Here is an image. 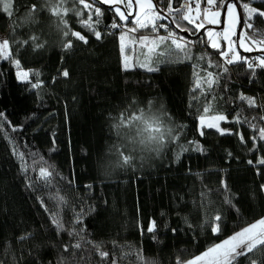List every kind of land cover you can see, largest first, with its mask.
<instances>
[{
    "label": "trees",
    "instance_id": "obj_1",
    "mask_svg": "<svg viewBox=\"0 0 264 264\" xmlns=\"http://www.w3.org/2000/svg\"><path fill=\"white\" fill-rule=\"evenodd\" d=\"M153 2L167 16L157 24L187 43L177 51L167 40L144 62L158 68L153 72L125 70L113 7L95 0H86L90 9L79 0H12V16L0 7V41H9L8 58L0 55V264H186L264 218V164L257 163L264 158L258 131L264 128V67L256 61L264 51L225 64L224 48H210L205 31L179 19L187 0H173L181 12L170 15L168 0ZM200 3L204 8L205 0ZM241 3L264 10V0H240V33ZM57 5L59 16L50 11ZM253 29L247 39L264 46V18L255 16ZM22 71L29 73L25 82L18 79ZM242 96L254 98L255 106ZM141 110L173 129L163 145L118 127L122 114L127 119ZM215 115L226 117L225 134L203 128L201 135L200 117ZM121 152L133 157L130 164ZM41 167L52 172L47 180ZM216 215L218 234L211 230Z\"/></svg>",
    "mask_w": 264,
    "mask_h": 264
},
{
    "label": "snow or ice",
    "instance_id": "obj_2",
    "mask_svg": "<svg viewBox=\"0 0 264 264\" xmlns=\"http://www.w3.org/2000/svg\"><path fill=\"white\" fill-rule=\"evenodd\" d=\"M95 2L103 3V4H110L114 5L117 3L120 4H126V8L132 9L134 4L138 5L141 10L143 11L144 17L149 19L151 22V27L154 31H159V28H166L167 25L165 24H159L157 26L156 22L157 20L161 19H167V16L161 15V9H158L157 4L153 3V0H95ZM192 0H187V3L184 5L185 8H188L190 11V5ZM205 2L209 5L219 7L217 0H205ZM222 2L225 5L224 8V14L227 19L228 27L224 29L221 33H214L212 30H208L207 35L209 37V40L212 41V47L218 48L219 44L216 42L214 37L223 36L224 40L228 42L229 48L227 51L221 52V55L227 58V63L231 64L236 59L239 58V54L235 53L232 57H228V52L232 51L231 45L234 43H239L241 48H245V40H244V34L248 30H254L253 29V18L255 16H259L261 18H264V10H260L254 7H250L248 3H241V8L243 9L245 13V19L243 22V25L241 27V37L238 41L234 42L231 39V35L233 34V29L236 27L237 24L240 23L239 20V13L236 12L237 4L240 3V0H222ZM61 3H63V0H61ZM79 3L84 6L85 9H90L93 7L92 4L86 3V0H79ZM173 0H168V14L170 15L173 11L175 12H181L180 8L173 9L172 8ZM0 7L3 8V11L7 13L8 16H12V0H0ZM32 10H35V6H32ZM50 11L53 12L54 15H61V11L59 10V5L53 7L50 9ZM63 15H67L69 9H63ZM114 11L118 14L119 18L121 20L127 21L128 15H131V12L128 13V15L125 14L124 11L121 10V8L116 7ZM95 13L99 17L101 15V11L99 8H95ZM77 15H83L82 12H77ZM221 15V12L219 10L217 11H209L205 10V16L204 21H202L200 24H196L195 27L201 28L203 27L204 22L208 24H218L219 17ZM197 17H199V4H197ZM89 20L91 17L88 18ZM179 19L187 20L189 23H194L191 16L189 14H181ZM175 22L176 28H181V24L176 22V18H173ZM99 21H97L98 23ZM66 25V21H64ZM136 23L139 25V28H145L149 25L147 23H144L141 19L140 15L137 14L136 16ZM82 24H84L86 27H89V30L93 32V34L96 36L97 39L101 38V33L99 31H96L94 28H92L88 21H82ZM113 28L121 27L120 25L113 23ZM129 31L135 32L137 31L136 28H132ZM65 35H68L67 32L64 33ZM72 35L78 38L79 40L83 41L84 43H87V39L85 36L81 35L79 32H72ZM127 37V33H124L120 36L121 41V52L123 53L125 50L124 40ZM169 38L172 39V44L175 45L177 49L184 50L187 47V43H180L175 38V33L169 31L168 36H159L156 37L152 43L155 44L156 40L158 39L160 42H164L168 40ZM35 39V37H33ZM148 37H141L140 42L143 45L145 41H147ZM182 39V38H181ZM250 39V37H249ZM255 43V42H254ZM66 48H71L72 43L69 41L66 45ZM8 49H9V41L8 40H2L0 41V55L4 56V58H8ZM246 51H250V48H245ZM151 51V49H149ZM190 58V56L188 57ZM128 57H125V63L124 68L127 70L130 67V64L127 62ZM247 60V58H244ZM257 60H259V65L264 66V57H257ZM150 61L144 64H140V67L146 68L147 71L153 72L157 71L158 68L150 66ZM17 67H19V61H16ZM248 67L252 68L253 65L251 63H248ZM227 71V69H225ZM29 73L28 72H19L18 76H20L22 79H27ZM62 75L64 77H68L69 73L67 70H64L62 72ZM209 76H212L211 73H209ZM209 84V87H211L212 80L207 81ZM199 86V85H198ZM33 87H38V85H33ZM241 99L247 100L249 106H255V99L254 98H248V97H241ZM209 111V108L206 107L204 109V112L207 113ZM213 120H226V117L223 115H218L212 117ZM238 120V118H237ZM200 125H201V131L200 134L203 135V127L205 126V119L203 116L200 117ZM127 127L129 129H135L136 136H143V134H147L146 140L148 142H155L157 144L163 145L165 140V135L171 136V133L173 129L167 128L164 125L163 120L154 115H147L143 112V110L140 111L139 115L133 113L130 115L127 119L123 117V114L121 116V124L118 125ZM208 128H216L217 131H219L221 134H225V129H220L218 125L213 123L207 124ZM260 136L259 138L261 140H264V128H260L259 130ZM136 136L132 137V142H136ZM173 140L178 139V136L171 137ZM241 141L243 142V136L240 137ZM252 139L255 141L257 138L252 137ZM139 143L143 144L145 143V139H140ZM197 150L203 151V148L200 146H197ZM21 158H23V153L19 154ZM123 163L125 165H128L131 163L133 157L131 155H124L123 152L120 153ZM249 164H252V161H248ZM257 163L264 164V158L260 159ZM26 170V169H25ZM39 174L44 179H48L52 176V172L49 171L47 168L41 167L39 169ZM225 188H227V185H223ZM90 187V186H89ZM264 188V185L261 186ZM54 199L60 201L61 203L64 202V198L62 196H59L58 194L54 197ZM230 203V201H228ZM43 203V201H41ZM221 217L219 215H216L213 217V222L211 225V230L213 233H219L220 232V222ZM53 224L57 227L58 230H63V224L60 219H58L55 215L53 216L52 220ZM77 222H79V219H77ZM155 229V222H151L148 231L152 232ZM72 234V233H70ZM26 236H21L20 239H26ZM76 248H80V244L77 243L74 245ZM96 250L99 252V255L102 259H106L108 257V252L106 251H100L99 245H94ZM241 257H244L248 260V264H264V218L259 219L258 221L248 225L247 227L241 229L239 232L235 233L231 237L223 240L222 242L215 244L211 247H209L205 252H203L201 255L195 257L193 260L188 261L187 264H238L239 259ZM112 264H115V261L112 262Z\"/></svg>",
    "mask_w": 264,
    "mask_h": 264
},
{
    "label": "rangeland",
    "instance_id": "obj_3",
    "mask_svg": "<svg viewBox=\"0 0 264 264\" xmlns=\"http://www.w3.org/2000/svg\"><path fill=\"white\" fill-rule=\"evenodd\" d=\"M197 4H199V17H197ZM104 5L107 7H113L114 9L116 7H119V8H121L122 11L125 12L126 15H128V13L131 12V15H128V20L124 21V20H121L119 18L118 14L114 11L115 15L118 17L120 24H121L120 36L124 33H127V37L124 40L125 50L122 53V56H123V65L125 63V57L129 58L127 62L130 64V67L128 69H132L135 66H139L140 64H144V62H146V60H151L155 56V54H157L161 51L160 46L166 45L167 40L164 42H160L157 39L155 44L152 43V41L156 37H159L158 35L162 36L164 34V36H168L169 32L167 33L166 28H159V31H154L151 27L150 20L144 17L143 11L141 10V8L138 5L134 4L132 9H128V8H126V4H120V3L114 4V5H110V4H104ZM205 10H209V11L219 10L221 12L220 17L218 18L220 22L218 24H208V23L204 22L203 27L197 29L195 27V25L200 24L202 21H204ZM236 12L239 13L237 8H236ZM137 14L140 15V17L144 23H147L149 25L148 27L139 28V25L136 23ZM187 14H189L191 16L192 20L194 21V23H191V24L197 29V31L199 33L205 31L204 38L207 40V45L210 48H213V49L224 48L225 51L228 50V48H229L228 42L226 40H224L223 36L214 37L216 42L219 44L218 48H214L211 46L212 41L209 40V37L207 35L208 30H212L214 33H221L224 31V29L226 27H228L229 22L227 21V19L225 17L223 8L218 9V8H216V6H212V5H209L207 3L205 5V7L202 8L200 0H198V1H192L191 2L190 11L188 9ZM239 20L241 21L240 15H239ZM156 24H157V22H156ZM158 25L159 24H157V26ZM132 28H136L137 31H135V32L129 31ZM239 28H240V23L237 24L236 27L233 29V34L231 35V39L234 42L238 41L242 35V33H240V31H239ZM139 30H149V31L151 30L150 32L145 33L141 36V37H148L149 38L147 41L144 42L143 45L140 42L141 37H138V35H137L139 33ZM163 30H165V33H163ZM182 32L184 34H186V32L184 30ZM120 36H119V39H120ZM175 38L182 44L185 42V38H183L182 35L180 36V35L175 34ZM247 38H248L247 34H244L245 48H250L251 49L250 51H246L245 48H241L238 42L231 45L232 51H234L235 53H238L239 57L242 56L243 54H251L252 52L264 51L263 44L254 43L253 41L251 43ZM4 39H5V36L1 38V40H4ZM168 40L170 41L171 45L174 47L175 50H177V51L180 50V49H177L174 44H172L171 38H169ZM120 47H121V41H120ZM149 49H151V51H149ZM256 61H257V64L259 65V60L256 59ZM262 67H264V66H262ZM140 68H142V67H140ZM22 72H24V71H22ZM18 79L20 82H25L28 80V78L22 79L20 76H18ZM215 116H218V115H215ZM212 117H214V116H205L204 117L205 126L203 128H208L207 124L213 123V124L218 125V127L221 129V124L223 122H225L226 120H213ZM213 129H216V128H213ZM200 130H201V125H200Z\"/></svg>",
    "mask_w": 264,
    "mask_h": 264
},
{
    "label": "built area",
    "instance_id": "obj_4",
    "mask_svg": "<svg viewBox=\"0 0 264 264\" xmlns=\"http://www.w3.org/2000/svg\"><path fill=\"white\" fill-rule=\"evenodd\" d=\"M235 54V52L234 51H230V52H228V57L230 58V57H232L233 55ZM222 60H223V62L225 63V64H228V65H230L229 63H227V58L226 57H222ZM232 64V63H231Z\"/></svg>",
    "mask_w": 264,
    "mask_h": 264
}]
</instances>
